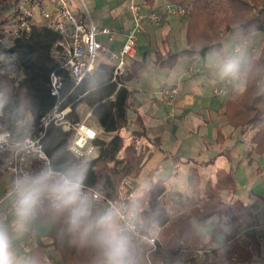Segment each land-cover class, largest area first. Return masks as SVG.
<instances>
[{
	"label": "trees",
	"instance_id": "1",
	"mask_svg": "<svg viewBox=\"0 0 264 264\" xmlns=\"http://www.w3.org/2000/svg\"><path fill=\"white\" fill-rule=\"evenodd\" d=\"M144 4L149 9H159L148 0ZM167 4L187 10L186 48L166 55L157 53L155 61L162 68L173 69L185 61L196 65L213 53L225 60L224 43L229 38L235 39L242 50L261 35L259 46H252L254 51L241 71L245 87L225 103L223 116L233 130L251 134V160L264 156V0H167ZM57 40L54 31L36 25L29 36L17 40L8 51L0 48V54L16 56L18 71L23 73L21 80L11 79L1 74L0 68V110L11 122L24 123L30 114L33 124L55 107L70 108V119L75 122L79 121L77 109L81 105L92 110V117L104 134L112 136L109 142L96 143L97 159L81 164L69 150V135L55 126L47 130L44 150L55 171L74 168L82 173L84 186L110 199L123 194L141 222L148 229L158 231L155 251L147 245L132 243L131 264H141L147 256L154 264H257L255 260L264 250L262 241L256 235H249L247 244L240 242L241 235L256 218L254 211L240 200H223L224 193L236 194L233 173L219 170L215 179L206 182L203 192L199 169L193 167L190 194L179 199L171 192L155 197V186L163 182L158 181L140 197L133 198V191L125 181L140 175L152 155L151 149L159 147L158 143H149L139 117L129 121L133 92L122 79L116 78L114 65L99 61L95 72L77 85L51 55ZM53 74L63 79L59 96L51 94ZM131 123L138 129L127 140L122 132ZM173 161L176 166L181 164L179 158L174 157ZM153 199L154 207L148 213L147 206ZM44 219L51 224L49 242L38 237L39 247L31 257H38L42 264L45 254L52 255L58 264H103L100 251L90 243H83L78 232L69 230L67 214L55 216L48 210L38 221ZM201 223L213 226L211 239L201 236L196 227ZM8 230L10 234L9 226ZM216 237L223 242L213 247Z\"/></svg>",
	"mask_w": 264,
	"mask_h": 264
},
{
	"label": "built area",
	"instance_id": "2",
	"mask_svg": "<svg viewBox=\"0 0 264 264\" xmlns=\"http://www.w3.org/2000/svg\"><path fill=\"white\" fill-rule=\"evenodd\" d=\"M85 5L86 0H79ZM127 14L131 22V28L126 35L124 45L119 51L112 50L98 41V36L107 38L113 42L116 33L104 28L99 30L90 16L76 14L70 6L69 0H15V10L12 16L5 18L0 24V48L3 51L11 49L19 39L27 37L33 31L34 26L50 29L58 35V40L51 50V55L57 65L65 71L70 79L79 84L89 74H93L97 64L101 60L112 63L115 67V76L118 79L125 78L129 74V62L136 58L140 37L145 33L147 24L154 28L163 25L171 18H184L187 10L171 4H166L158 10L149 9L144 0H126ZM237 48L235 52H240ZM16 56L13 54H0L1 74L8 75L11 79L21 80L23 73L18 71ZM232 78L228 77L223 83L216 86L214 96L219 99H227L233 96ZM63 86L61 76H51V94L59 96ZM177 86H164L154 92L156 101L167 110L168 117L173 120L176 116V103L179 97ZM71 109L61 110L59 107L43 117L37 124L25 128V122H11L5 119L0 110V220L8 225L14 216L13 209L18 198L15 182L17 178L25 174H34L43 168H52L51 160L44 150L43 142L50 126L60 128L69 135V150L85 164L99 157L97 142H109L112 137L106 136L90 123L89 119L75 122L70 119ZM91 117V115H90ZM54 170V169H53ZM125 185L131 190L132 181H125ZM83 191L91 200L93 213L109 208L117 207L127 218V213L135 209L127 203L121 194L117 199H110L96 190L83 185ZM136 210V209H135ZM48 212V199L41 197V204L33 220L45 216ZM137 212V211H136ZM138 213V212H137ZM138 220L140 216L138 214ZM158 231L148 229L142 222L137 227L133 242L137 245H147L152 251L157 248ZM39 247L37 230L27 228L24 240L19 243L18 250L24 257H31ZM43 264H58L56 259L45 254ZM141 264H154L150 258Z\"/></svg>",
	"mask_w": 264,
	"mask_h": 264
},
{
	"label": "crops",
	"instance_id": "3",
	"mask_svg": "<svg viewBox=\"0 0 264 264\" xmlns=\"http://www.w3.org/2000/svg\"><path fill=\"white\" fill-rule=\"evenodd\" d=\"M148 1L153 7H162L156 6L154 0ZM14 10L15 0H8L4 4L0 3V24L5 18L12 16ZM95 26L98 27L99 30L109 28L116 33V37L111 43H109L107 38L102 35L98 36V41L112 50L119 51L124 45L126 35L131 28V22L125 8L121 15L112 19L110 26L99 27L96 24ZM160 27L162 34L173 38L172 47L174 48L177 45L176 39L178 36L184 35V45L186 48V24L182 19L171 18L166 20ZM154 32L155 28L151 25L147 24L145 26V33L139 40L136 58L129 62V74L123 78L125 85L133 92V94L137 91L136 86L146 81L151 72H155L156 77L162 81L158 87H151L145 90L143 95L139 97L138 101L132 97L133 105L129 111L134 112L135 118L129 121L134 122L139 117L147 138L149 139V143L156 141L159 146L151 149L152 155L149 161L144 166L140 175L132 180V184L134 185L132 191L136 189V184L133 181L138 180L142 175H146L150 180L151 187L158 181H163L155 186L156 192L161 191L160 195L167 192L174 194V191H171L170 189H165L163 192L161 189H164L166 184L168 186L171 183L170 185L173 186L174 181H176V178L179 176V169L182 165L190 166L189 177L190 169L193 167H198L200 176L204 169H211L210 179H215L216 173L219 170L231 172L236 177L239 171H241V166H244L245 168L249 167L253 170V166L257 165L256 171L258 173L262 172L263 170L259 159H262L264 156L255 157L253 160L249 158L251 134H242L240 131L233 130L227 126L226 121L223 120L225 102L227 101L224 102L214 96V89L216 86L223 83L228 76L222 74L224 76L223 78L212 81L210 77L212 68L204 66L203 70L198 72V70L194 68V64H191L188 61L182 63V65L187 63V66L184 68H179L181 64L173 69L162 68L156 64L155 56L153 60L152 55L156 51L151 52L145 47V42L156 37L153 36ZM151 43L153 44L154 42ZM236 49L237 47L234 49V52ZM168 52L176 53L180 51L171 49L163 54L166 55ZM226 55L227 59L224 60L221 58V61L218 63V66L220 65L222 70L227 63L235 61L232 54L226 53ZM207 58L205 62L203 61V64L207 63ZM248 58L246 60H248ZM245 63L246 61L239 62L241 71L243 70L242 66L245 65ZM206 75L207 77H205ZM134 80H136L135 86H130ZM164 86H177L179 88L180 94L176 103L177 114L174 120L168 119L165 107L156 101L154 97L155 90ZM244 87L245 83L242 75L237 82L236 80H232L233 94L241 92ZM77 115L80 121L89 119L90 123L93 124L97 130L103 131L97 120L92 117V110L89 109L87 105H81L77 109ZM130 125L135 128L132 132L138 129L135 123H131ZM230 129H232L233 132H230ZM236 132H239L241 136L249 137L248 144H245L246 146H241L244 142L239 139H237V141L239 140L238 142L234 141L233 136ZM122 136L124 135L122 134ZM124 137L127 140H130V135ZM174 157L179 158L181 164L176 166L173 161ZM189 186V192H191L190 178ZM2 187L3 186H0V188ZM262 190L263 189H261V191ZM253 194L256 195L255 193ZM174 195L177 199L182 197L181 195ZM231 198L234 199V196ZM15 219L16 218L13 217L7 226L11 229L10 235L15 231H21L22 240L19 241L17 245H13V248L18 257L26 258L19 252L18 245L24 240L25 230L29 227L26 225L23 229H18L15 224ZM248 230L241 235L240 239L245 236ZM42 240L46 243L49 242L48 239Z\"/></svg>",
	"mask_w": 264,
	"mask_h": 264
},
{
	"label": "clouds",
	"instance_id": "4",
	"mask_svg": "<svg viewBox=\"0 0 264 264\" xmlns=\"http://www.w3.org/2000/svg\"><path fill=\"white\" fill-rule=\"evenodd\" d=\"M222 74L233 80L242 73L238 62L227 63ZM18 198L13 214L18 229H23L37 214L41 197L48 199V210L55 216L67 214L69 230L78 232L83 243H90L103 257V264H131L133 235L140 226L135 209L125 214L117 207L93 213L88 195L83 191V175L69 168L58 172L43 168L25 174L15 182ZM0 264H42L38 257H18L8 226L0 220Z\"/></svg>",
	"mask_w": 264,
	"mask_h": 264
},
{
	"label": "rangeland",
	"instance_id": "5",
	"mask_svg": "<svg viewBox=\"0 0 264 264\" xmlns=\"http://www.w3.org/2000/svg\"><path fill=\"white\" fill-rule=\"evenodd\" d=\"M70 1V6L71 9L78 15L80 16H85L92 19V21L98 25L99 27L103 26H110L112 23V19L116 18L118 15H121L124 12V9L127 6V1L126 0H86L85 5L81 4L79 0H69ZM154 3L156 6H164L167 4V0H154ZM182 21H186V17L184 18H179ZM186 24V23H185ZM98 28V27H97ZM154 28V27H153ZM99 29V28H98ZM161 27L155 28V34L153 33V37L151 38L152 40H148V42H145V47L149 49L151 52L156 51L157 53H165L168 50L175 49L176 51H181L185 49L184 45V35L183 36H178L176 39L177 45L174 47L173 46V38L167 37L165 34H162L160 31ZM260 38L255 39L251 43V47L249 46H243V50L239 52H234V49L237 47H240V44L233 38H229L225 43V51L228 54H232L234 57L235 62H243L247 61L246 59L251 56V52L254 51V48H257L260 43L261 35H259ZM151 42H154L153 44ZM139 45V43H138ZM252 46L254 47L252 49ZM153 53V60L154 56L156 59L157 53ZM221 61V57L216 54H210L207 58V63L203 64V61L201 60L200 63H197L194 65V68L198 70V72L202 71L204 66H208L212 68V73L210 74L211 80L215 81L218 79L223 78L224 76L222 75V68H220V65L218 66V63ZM185 63V62H184ZM187 66V63L185 65H180L179 68H184ZM243 70L246 68L245 65L242 66ZM203 76V75H201ZM207 77V75L205 76ZM239 80V79H238ZM136 80H134L130 86L134 85ZM162 81H160L156 77L155 72H151L149 75V78L144 81L143 83L139 84L136 86L137 91L134 92L133 97L136 101L139 100V97L143 95L144 91L147 90L148 88L151 87H158ZM237 82V80H236ZM133 86V88H134ZM135 89V88H134ZM231 98L227 99H221L224 102L230 100ZM226 103V102H225ZM166 109V108H165ZM175 113L177 114V107ZM166 114L168 117V113L166 110ZM129 120H133L135 118V114L133 111H129L128 113ZM176 118V116H175ZM174 118V119H175ZM170 120V118L168 117ZM173 119V120H174ZM226 121V119H223ZM165 122V121H164ZM32 123V116L30 114L27 115L26 122H25V128H29ZM135 128L133 126H129L127 129L124 130L122 133L124 136L128 137L132 130ZM187 130V129H184ZM230 132H233L232 129H230ZM228 134V133H227ZM234 141L238 142L241 140L244 142L243 145L241 146H246L248 144V136H241L239 132H236L234 134ZM169 138V137H168ZM237 139H239L237 141ZM246 144V145H245ZM240 146V144H239ZM260 165L262 166V172L258 173L256 170L257 165L253 166V170L250 169L249 167L245 168L244 166H241V171L237 174L236 181H237V191L236 194L234 195L235 200H240L244 202L246 205H249L250 208L254 211L256 218L255 220L250 224L248 232L243 236V238L240 239L241 244H247V237L249 235H256L263 243L264 245V157L262 159H259ZM244 167V169H243ZM189 168L190 166L188 165H182L179 169V176L176 178V181H174L173 186L172 185H165L166 187L162 190H171L174 191V194L176 195H181L185 196L188 195L190 192V186H189ZM211 169L202 171L201 175V188L204 192L205 189V184L206 182L211 178L210 176ZM172 181V180H171ZM136 184V189L133 191V198L136 199L137 197H140L143 193L144 190L151 189L150 185V180L146 175H142L138 178V180H134ZM0 192L3 193L4 188H0ZM261 189H263L261 191ZM161 192V191H160ZM160 192H154L155 197H158L160 195ZM255 193L256 195H254ZM121 195V194H120ZM123 195V194H122ZM233 195L229 193H224L223 194V200L225 202H228L231 200V197ZM154 207V199L149 203L147 206L146 212H151ZM27 227L29 228H35L37 230V233L41 239H48L49 238V233L51 229V224L48 219H44L41 221H35L31 220L28 224ZM197 229L199 230L201 236L207 240L211 239V233L213 226L208 225L206 223H201V224H196ZM21 231H15L12 233L10 236L12 237V242L13 245H17L19 241L22 240L21 238ZM222 239L220 237H216L214 239L213 247H218L222 244ZM54 255V253H53ZM55 256V255H54ZM255 263L257 264H264V250L262 253V256L257 258L255 260Z\"/></svg>",
	"mask_w": 264,
	"mask_h": 264
}]
</instances>
